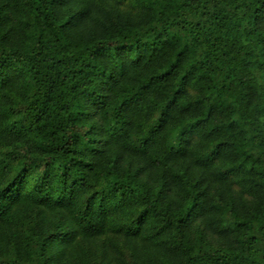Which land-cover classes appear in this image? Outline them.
<instances>
[{"label":"trees","instance_id":"trees-1","mask_svg":"<svg viewBox=\"0 0 264 264\" xmlns=\"http://www.w3.org/2000/svg\"><path fill=\"white\" fill-rule=\"evenodd\" d=\"M0 264H264V0H0Z\"/></svg>","mask_w":264,"mask_h":264},{"label":"snow or ice","instance_id":"snow-or-ice-1","mask_svg":"<svg viewBox=\"0 0 264 264\" xmlns=\"http://www.w3.org/2000/svg\"><path fill=\"white\" fill-rule=\"evenodd\" d=\"M14 193L12 191H0V201H8L9 203L13 200Z\"/></svg>","mask_w":264,"mask_h":264}]
</instances>
